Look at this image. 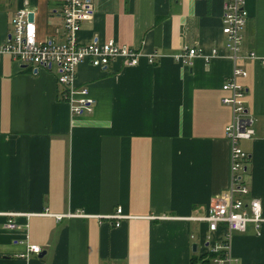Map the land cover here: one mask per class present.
Listing matches in <instances>:
<instances>
[{"label": "crops", "instance_id": "0c3cea01", "mask_svg": "<svg viewBox=\"0 0 264 264\" xmlns=\"http://www.w3.org/2000/svg\"><path fill=\"white\" fill-rule=\"evenodd\" d=\"M0 0V43L27 7L39 40L65 41L61 0ZM223 0H91L74 38L113 39L143 53L135 65L81 62L76 87H88L91 113L73 114L54 70L36 73L0 56V264H189L208 253L202 216L230 185L231 108L221 89L233 62L222 33ZM241 55L245 107L254 135L245 198L264 209V0H246ZM201 49L190 63L172 55ZM211 49L217 54L209 59ZM158 52L153 63L147 56ZM120 221L69 214L108 215ZM55 215H63L57 218ZM158 216H163L158 217ZM222 229L211 234L216 241ZM38 245L39 253L26 250ZM196 245L195 251L192 250ZM230 262L264 264V228L230 238ZM210 264H215L211 262Z\"/></svg>", "mask_w": 264, "mask_h": 264}, {"label": "built area", "instance_id": "2783aa9c", "mask_svg": "<svg viewBox=\"0 0 264 264\" xmlns=\"http://www.w3.org/2000/svg\"><path fill=\"white\" fill-rule=\"evenodd\" d=\"M246 0H223L222 33L225 36V48L230 53L233 62L230 74L225 78L221 89L229 94L221 97V102L231 108V121L225 127V136L230 143V185L223 193L212 197L207 213L202 216H190L188 220L204 222L206 227L205 245L210 252L216 253L211 261L215 264L230 262L229 254L230 238L234 232L244 233L248 225H252L256 234L264 228V209L256 197L245 198L242 195L248 193V188L243 179L246 171L249 155L244 151L239 142L251 139L254 135L252 127L253 119L248 114L244 103L245 87L239 79L247 76V71L238 65L237 60L257 56L250 52L241 55L242 29L247 19L245 9ZM25 5L27 1H24ZM62 27L65 41L56 43L52 40H39L33 21L28 20L31 10L22 7L16 10L12 17V32L7 39L0 43V56L7 54L13 60L30 66V71L37 72L40 69L54 70L56 81L62 89V100L66 101L73 114L80 115L91 113L95 106V100L90 96L88 87H76V67L81 62H88L92 66L103 67L116 58H121L125 65H135L143 54L138 50L121 45L113 39L103 42L93 40L88 43H79L74 35L80 27L81 21L91 15V0H61ZM201 49L185 47L183 51L175 53L172 57L182 63H190L191 58L200 56ZM217 54L216 49H211L209 59ZM158 52L147 56L148 63H153ZM8 218L6 227L16 229L18 225L13 217L18 213H0ZM78 217H98L114 220L118 226L120 221L129 218L121 212L120 207L108 215H89L85 213L69 214ZM61 218L63 215H55ZM162 217L163 216H158ZM222 229V238L219 241L213 239L211 234ZM26 250L39 253L40 246L26 244Z\"/></svg>", "mask_w": 264, "mask_h": 264}, {"label": "trees", "instance_id": "16d2710c", "mask_svg": "<svg viewBox=\"0 0 264 264\" xmlns=\"http://www.w3.org/2000/svg\"><path fill=\"white\" fill-rule=\"evenodd\" d=\"M215 255L216 253L213 252H210L209 254L206 253V255L201 256L193 255L189 260V264H210L212 262L211 258Z\"/></svg>", "mask_w": 264, "mask_h": 264}, {"label": "water", "instance_id": "95a60500", "mask_svg": "<svg viewBox=\"0 0 264 264\" xmlns=\"http://www.w3.org/2000/svg\"><path fill=\"white\" fill-rule=\"evenodd\" d=\"M28 20H29V21H32V20H33V14H32L31 12L28 14ZM34 72H35V71H34ZM35 73H36V72H35ZM195 249H196V245L193 244V246H192V250L195 251Z\"/></svg>", "mask_w": 264, "mask_h": 264}, {"label": "rangeland", "instance_id": "374dc122", "mask_svg": "<svg viewBox=\"0 0 264 264\" xmlns=\"http://www.w3.org/2000/svg\"><path fill=\"white\" fill-rule=\"evenodd\" d=\"M242 142H243V141L241 140V143H240L241 145H242ZM246 173H247V171L243 172L242 174L245 175Z\"/></svg>", "mask_w": 264, "mask_h": 264}]
</instances>
